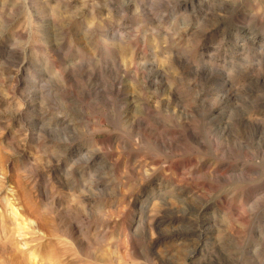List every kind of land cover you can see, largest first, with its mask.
<instances>
[{
  "label": "rangeland",
  "instance_id": "1",
  "mask_svg": "<svg viewBox=\"0 0 264 264\" xmlns=\"http://www.w3.org/2000/svg\"><path fill=\"white\" fill-rule=\"evenodd\" d=\"M0 190V264H264V0H0Z\"/></svg>",
  "mask_w": 264,
  "mask_h": 264
},
{
  "label": "bare ground",
  "instance_id": "2",
  "mask_svg": "<svg viewBox=\"0 0 264 264\" xmlns=\"http://www.w3.org/2000/svg\"><path fill=\"white\" fill-rule=\"evenodd\" d=\"M1 191V190H0ZM6 201V200H5ZM8 201V200H7ZM9 207H10V209H11V212H12V215H15L17 212H16V209H15V206L14 205H12V204H10L9 203V205H8ZM18 215V214H17ZM11 216V215H10ZM16 217V216H15ZM2 218V217H1ZM29 221V220H28ZM23 222H24V219H23ZM22 222V223H23ZM26 222V221H25ZM24 222V223H25ZM22 223H15L17 226H18V228H20L21 229V231H19L18 233H17V237H19V239H21V241L23 242V244H25L26 243V235H27V230H30L33 226H35L34 224L31 226V224H29V222L27 223H25V224H22ZM14 234H15V230L13 231V229L10 231V234H9V236L6 238V240L8 241V248H10L9 247V245L11 246V239L13 238V237H15L14 236ZM12 247V246H11ZM14 247H16V249H19V246H15L14 245ZM11 249V248H10ZM20 251V253L21 254H23L24 253V251L23 250H19ZM20 255V254H19ZM23 256V255H22ZM21 257V256H20Z\"/></svg>",
  "mask_w": 264,
  "mask_h": 264
}]
</instances>
